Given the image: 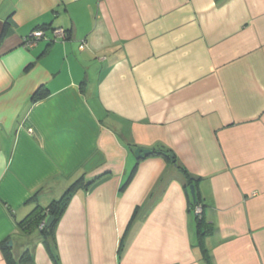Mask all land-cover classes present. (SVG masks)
Here are the masks:
<instances>
[{"label": "crops", "instance_id": "1", "mask_svg": "<svg viewBox=\"0 0 264 264\" xmlns=\"http://www.w3.org/2000/svg\"><path fill=\"white\" fill-rule=\"evenodd\" d=\"M81 177L59 264H264V0H0V264Z\"/></svg>", "mask_w": 264, "mask_h": 264}, {"label": "trees", "instance_id": "2", "mask_svg": "<svg viewBox=\"0 0 264 264\" xmlns=\"http://www.w3.org/2000/svg\"><path fill=\"white\" fill-rule=\"evenodd\" d=\"M153 153L164 155L166 158L171 159V160L175 158V155L172 152V150L165 148V147L163 149H157V150L155 149ZM171 154H173V157ZM182 169L186 171L184 168ZM189 178H190V183L192 184V181L194 180V178L191 176H189ZM83 185H87L84 183V177L78 178L75 182H73L70 185V187L64 192V194L61 197L52 200L48 206L37 205L24 219L18 222L20 229L24 233L30 234L36 230H39V239L47 247L50 255L55 260L56 264H59V257L56 252V245H57L56 244V231H57L59 221L61 220L64 212L66 211L71 199L73 198L75 193L79 190V188L82 187ZM197 204H199L198 196H197L196 201L191 202V207H192L191 209H193V211ZM49 216H52L54 218L51 226L49 227L44 226L40 228V224L45 219H47V217ZM196 218H197V225H198L199 241H200L201 246L205 250L204 239L206 235L208 234L209 229L207 227V221L203 215V210L201 213L197 214ZM26 254H29V250L25 252V255ZM205 257H206V260L209 262V257H208L206 250H205ZM22 259L20 261H23ZM11 264H15V263L11 262Z\"/></svg>", "mask_w": 264, "mask_h": 264}, {"label": "built area", "instance_id": "3", "mask_svg": "<svg viewBox=\"0 0 264 264\" xmlns=\"http://www.w3.org/2000/svg\"><path fill=\"white\" fill-rule=\"evenodd\" d=\"M52 33H53L52 38L55 40H57V39L66 40L69 37L68 31L64 28H53ZM45 37H46V30L44 28H40V29L33 31L29 36H27L24 39L23 43L26 47L31 48V47H34L35 45H37V43L40 39L45 38ZM80 47L84 48V44H82ZM202 210L203 209H202L201 204H197L195 209H194L196 214L201 213ZM45 222H46V219L40 224V228L45 226Z\"/></svg>", "mask_w": 264, "mask_h": 264}, {"label": "water", "instance_id": "4", "mask_svg": "<svg viewBox=\"0 0 264 264\" xmlns=\"http://www.w3.org/2000/svg\"><path fill=\"white\" fill-rule=\"evenodd\" d=\"M163 145L161 144H157L155 146V149H163ZM131 149L135 152L136 156L138 158H143L146 156H149L154 150L149 149V148H143V147H137V146H132ZM173 157V154H171ZM173 161H175V158L173 159ZM190 190H191V194L193 197V200L196 201L197 200V194H196V185L194 183H192L190 185ZM54 218L52 216L47 217L46 222H45V226L49 227L51 226L52 222H53ZM10 244H13V241L10 240Z\"/></svg>", "mask_w": 264, "mask_h": 264}, {"label": "rangeland", "instance_id": "5", "mask_svg": "<svg viewBox=\"0 0 264 264\" xmlns=\"http://www.w3.org/2000/svg\"><path fill=\"white\" fill-rule=\"evenodd\" d=\"M37 231V230H36ZM27 251H28V249H27Z\"/></svg>", "mask_w": 264, "mask_h": 264}]
</instances>
